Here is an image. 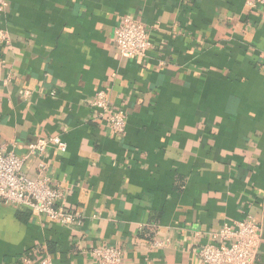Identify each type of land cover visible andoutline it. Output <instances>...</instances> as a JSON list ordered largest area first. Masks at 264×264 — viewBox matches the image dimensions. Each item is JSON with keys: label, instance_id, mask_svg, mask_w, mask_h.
Listing matches in <instances>:
<instances>
[{"label": "crops", "instance_id": "1", "mask_svg": "<svg viewBox=\"0 0 264 264\" xmlns=\"http://www.w3.org/2000/svg\"><path fill=\"white\" fill-rule=\"evenodd\" d=\"M244 1L6 0L0 148L24 157L59 136L64 150L51 143L23 170L78 218L0 202V264H96L87 251L102 244L122 249L119 264H204L211 233L245 217L262 227L264 264V4ZM123 17L145 25L143 57L120 56ZM101 89L127 114L123 134L89 104Z\"/></svg>", "mask_w": 264, "mask_h": 264}, {"label": "built area", "instance_id": "2", "mask_svg": "<svg viewBox=\"0 0 264 264\" xmlns=\"http://www.w3.org/2000/svg\"><path fill=\"white\" fill-rule=\"evenodd\" d=\"M249 9L264 4V0H245ZM6 0H0V14L5 12ZM114 44L122 57H143L151 42L147 29L140 21L123 17L114 30ZM10 43L6 30L0 29V45ZM264 58V53H263ZM89 104L98 116L104 117L112 131L123 134L126 129L127 114L122 109L111 106L106 91L98 90L90 99ZM55 144L64 150L66 144L59 136L39 139L28 146V155L19 157L12 151L0 148V202L16 207H26L33 213L45 215L51 220L62 224H71L78 215L64 208L58 202L63 198L64 191L53 187L47 177L30 178L23 170L29 155L43 156L47 147ZM39 168L44 169L41 161ZM214 241L202 245L198 258L204 264H253L259 255L262 241V227L251 217H245L225 224L211 233ZM165 242L155 240L154 246H162ZM88 254L96 264H119L123 258L120 247L108 244L92 246ZM22 264H53L48 254L39 257L23 255Z\"/></svg>", "mask_w": 264, "mask_h": 264}]
</instances>
